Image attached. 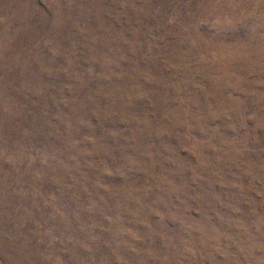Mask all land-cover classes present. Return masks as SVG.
<instances>
[{
	"label": "rangeland",
	"instance_id": "1",
	"mask_svg": "<svg viewBox=\"0 0 264 264\" xmlns=\"http://www.w3.org/2000/svg\"><path fill=\"white\" fill-rule=\"evenodd\" d=\"M0 264H264V0H0Z\"/></svg>",
	"mask_w": 264,
	"mask_h": 264
}]
</instances>
